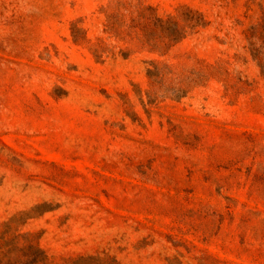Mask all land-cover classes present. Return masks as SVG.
<instances>
[{"label":"rangeland","instance_id":"obj_1","mask_svg":"<svg viewBox=\"0 0 264 264\" xmlns=\"http://www.w3.org/2000/svg\"><path fill=\"white\" fill-rule=\"evenodd\" d=\"M0 264H264V0H0Z\"/></svg>","mask_w":264,"mask_h":264}]
</instances>
